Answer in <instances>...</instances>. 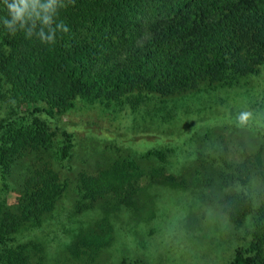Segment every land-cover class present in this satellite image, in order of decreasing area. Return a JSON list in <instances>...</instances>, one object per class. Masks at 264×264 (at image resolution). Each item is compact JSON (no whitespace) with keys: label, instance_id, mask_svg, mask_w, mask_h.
<instances>
[{"label":"rangeland","instance_id":"obj_1","mask_svg":"<svg viewBox=\"0 0 264 264\" xmlns=\"http://www.w3.org/2000/svg\"><path fill=\"white\" fill-rule=\"evenodd\" d=\"M36 106L45 104L13 97L1 78L0 147L8 125L27 127L35 119L52 137L48 145L29 147L9 172L0 167V205L13 209L38 171H54L67 189L42 225L0 233V264L7 251L33 244L41 249L32 252L34 264H231L239 248L255 255V216L237 226L226 208L235 194L249 196L255 209L264 206V179L254 174L247 185H233L222 176L232 175L226 167L248 163L264 146V66L233 87L140 96L123 106L78 99L54 118L33 115ZM242 112L250 113L246 123L239 120ZM124 159L160 167L190 186L145 185L116 210L99 200L77 213L78 178ZM105 220L113 229L110 243L100 250L82 248L74 257L72 245Z\"/></svg>","mask_w":264,"mask_h":264},{"label":"trees","instance_id":"obj_2","mask_svg":"<svg viewBox=\"0 0 264 264\" xmlns=\"http://www.w3.org/2000/svg\"><path fill=\"white\" fill-rule=\"evenodd\" d=\"M46 4L47 0H41ZM61 13L71 29L58 34L54 45L15 36L0 25V80L13 97L35 104L32 114L54 118L78 99L123 106L140 96L169 98L214 87H233L264 66V0H63ZM0 4V16L5 15ZM7 48V50L5 49ZM3 128V127H0ZM0 167L7 172L29 147L50 143L51 133L38 119L27 127L4 131ZM226 184L247 185L252 175L264 179V146L248 163L229 165ZM231 176H230V175ZM230 176V177H229ZM165 183L188 188L185 179L167 175L160 167L144 168L124 159L96 175L77 181L76 212L104 200L112 210L129 204L145 185ZM196 182H193V185ZM201 184V182H199ZM67 189L52 170L28 178L13 209L0 205V233L40 226ZM238 193V192H235ZM241 226L256 218L257 230L250 255L239 248L231 264H264V206L255 209L247 195L235 194L226 208ZM105 220L98 231H87L72 245L74 257L82 248L100 250L112 239ZM38 245L9 250L4 264H34Z\"/></svg>","mask_w":264,"mask_h":264},{"label":"clouds","instance_id":"obj_3","mask_svg":"<svg viewBox=\"0 0 264 264\" xmlns=\"http://www.w3.org/2000/svg\"><path fill=\"white\" fill-rule=\"evenodd\" d=\"M0 4L6 10L5 15L0 16V25L14 36L23 33L26 39L35 37L41 43L54 45L58 34L62 38L71 33L67 22L60 18L68 9L63 0H47L46 4L41 0H0ZM69 4L74 5L75 0H69ZM249 118L248 112L239 115L241 123Z\"/></svg>","mask_w":264,"mask_h":264}]
</instances>
